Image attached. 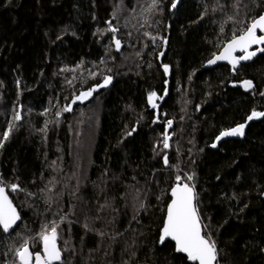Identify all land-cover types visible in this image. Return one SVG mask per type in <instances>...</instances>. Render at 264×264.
<instances>
[{
	"label": "trees",
	"instance_id": "trees-1",
	"mask_svg": "<svg viewBox=\"0 0 264 264\" xmlns=\"http://www.w3.org/2000/svg\"><path fill=\"white\" fill-rule=\"evenodd\" d=\"M261 14L264 0H0V183L22 217L0 226V264L53 226L59 264H191L159 245L183 180L219 263L264 264V117L247 119L264 112V53L204 67Z\"/></svg>",
	"mask_w": 264,
	"mask_h": 264
},
{
	"label": "snow or ice",
	"instance_id": "snow-or-ice-1",
	"mask_svg": "<svg viewBox=\"0 0 264 264\" xmlns=\"http://www.w3.org/2000/svg\"><path fill=\"white\" fill-rule=\"evenodd\" d=\"M158 2L159 0H153V6ZM175 6V3L172 4L173 8H175ZM257 29L264 31V14L253 19L249 26L243 30L241 35H233L231 41L224 48V51L216 56L215 59L209 60L208 63L214 64L217 60H231L233 66H235L240 61L252 59L257 52L264 53V47L257 48L255 51L251 52L247 51L251 45H264V35H257ZM111 31L115 32L116 29L112 28ZM115 45L119 48L120 40H115ZM238 48L244 51L245 54L235 57L233 56V52ZM164 69L167 72L168 66L164 65ZM110 80L111 78L108 77L105 79L104 83L107 84ZM243 86L245 88H251L253 86L252 81H243ZM92 91H95V89L82 93V95L77 96L76 99L87 98L91 95ZM155 96L156 93L153 92L150 94L149 99L151 100L152 97ZM153 107H155V104ZM65 110L70 111L71 108L66 107ZM258 117H264V112L253 110L247 119L252 120ZM14 119L19 120L20 115L17 114ZM167 123L171 126L172 121H168ZM244 128L245 124H239L234 128L225 130L220 133L217 140H220L225 136H242L244 134ZM11 130L12 125H9L8 132L3 134L4 140L8 139ZM2 146L3 144L0 143V147ZM164 147H169L168 138H165L164 140ZM213 147H215V144ZM164 162L167 164V157H164ZM177 179L179 180L180 178L177 177ZM187 179L192 180V177L189 176ZM17 187V185H12L13 190H16ZM172 195L175 198L168 206L167 220L162 229L160 242L163 243L165 238L171 237V239L176 242V250L178 252L187 253L188 259L198 261L199 264H216L218 254L215 242L201 234V222L197 215V210L193 205V200L195 199L193 188L189 187L188 184H178L177 187L172 190ZM19 219V214L16 212L15 208H13L11 201L8 200V197L5 194V189L0 187V225H2L3 230L7 232ZM40 238L43 241V255H41L40 252L33 253L27 242H25L24 246L17 251L21 264H52L53 261L61 260V250L56 244L57 228L53 226L50 232L41 233Z\"/></svg>",
	"mask_w": 264,
	"mask_h": 264
},
{
	"label": "water",
	"instance_id": "water-1",
	"mask_svg": "<svg viewBox=\"0 0 264 264\" xmlns=\"http://www.w3.org/2000/svg\"><path fill=\"white\" fill-rule=\"evenodd\" d=\"M257 18H258V17H257ZM259 32L261 33L260 35H264V31H261L260 29H257V35H259ZM240 35H241V34H240ZM238 36H239V35H238ZM230 41H231V40H229L228 42H226L225 45H224V46L222 47V49L220 50V52L217 53V54H215V55H214L212 58H210L209 60L215 59L216 56L220 55V54L224 51V48L226 47V45H227ZM262 47H264V45H251V46L248 48L247 51H249V52H251V51H255L257 48H262ZM244 54H245V52L242 51V50L239 49V48L236 49V51L233 52V56H235V57H239V56H242V55H244ZM260 54H261L260 52H257V54H256L254 57H252V59H250V60L240 61V62H239L238 64H236L235 66H233V63H232L231 60H217L216 63H214V64H209V63H208L209 60H208V61H206L204 67H205L206 69H213V68L217 67V66L220 65V64H227V65H230L231 67H233V68H235V69H238V68H240V65H241L242 63L252 62V61H254V60H255ZM107 78H108V77H107ZM110 78H111V80H110L109 83H107V84L104 83V82H105V79H106V78H105L104 80H102V81L99 82L98 84L94 85L92 88L95 89L96 92H99V91H101V90H104V89L108 88V87L111 85L112 81H113V78H112V77H110ZM101 85H103V86H101ZM167 133H169V130H167ZM235 136L240 137L241 135H235ZM225 137H226V136H225ZM222 138H224V137H222ZM219 141H220V140H217V141H216V144H217ZM178 184H179V185L188 184L189 187H192V188H193V193H194V196H195V199L193 200V205L195 206V208H196V210H197V215L199 216V219H200V222H201V226H202V233H201V234H202V235H205L206 238H209V237L205 234V226H204L203 220H202V218H201V216H200V214H199V210H198V206H197V194H196V189H195V187H194L193 184H191L190 182H188V181H186V180H183V181H181V182H176V183L171 187V189H170V191H169L170 201L168 202V205H167V208H166V215H165V218H164L163 226H162V228H161V230H160V237H161V235H162V229H163V227H164V224L166 223V220H167V209H168V206L172 203V200L175 198V197H173V195H172V190H173L174 188H176ZM0 187H3V188L5 189V194L7 195L8 200L11 201V204H12L13 208H15L16 212L19 214V217H20V219L16 221V224L13 225V227H12L11 229H9L7 232H5V231L3 230L4 233L9 234V233H11L12 231H14V230L17 228V226H18V225L20 224V222H21L22 217H21V213H20L18 207L16 206V204H15V202H14V200H13L11 194L9 193L8 188H7L6 186L1 185V184H0ZM0 226H1V228L3 229L2 225H0ZM160 237H159V245H160V246L164 245L166 242L171 241V242L174 243V245H175V251H176L177 253H180V254L184 255V256L187 258V260H188L189 263H191V264H199L198 261H192V260L188 259L187 253L178 252V251L176 250V247H177V246H176V242H175L174 240H172L171 237H167V238H165V240H164L163 243L160 242ZM209 239H210V238H209ZM210 240H211V239H210ZM211 241H212V240H211ZM56 244H57L58 248L60 249V247H59V245H58L57 242H56ZM28 245H29V244H28ZM29 247H30V245H29ZM216 249H217V248H216ZM30 250H31L33 253H35V252L31 249V247H30ZM60 250H61V249H60ZM37 252H40L41 255H43V244H42V251H37ZM217 254H218V252H217ZM62 258H63V255H62V251H61V260H59V261H53L52 264H59V263L62 261ZM19 261H20V259H19ZM20 262H21V261H20ZM216 264H220V263H219V255H217V262H216Z\"/></svg>",
	"mask_w": 264,
	"mask_h": 264
},
{
	"label": "bare ground",
	"instance_id": "bare-ground-1",
	"mask_svg": "<svg viewBox=\"0 0 264 264\" xmlns=\"http://www.w3.org/2000/svg\"><path fill=\"white\" fill-rule=\"evenodd\" d=\"M259 17V16H258ZM261 33L259 32V35H260ZM240 35V34H239ZM238 36V35H237ZM231 40V39H230ZM228 42V41H227ZM220 52V51H219ZM218 52V53H219ZM212 58V57H211ZM241 66V65H240ZM227 137V136H226ZM234 137H237V136H234ZM240 137H242V136H240ZM240 137H237V138H240ZM225 138V137H224ZM221 139H223V138H221ZM220 139V140H221ZM1 184V183H0ZM1 185H3V184H1ZM3 186H5V185H3ZM7 187V186H6ZM8 188V187H7ZM9 190V189H8ZM10 193V192H9ZM16 204V203H15ZM17 206V205H16ZM19 209V208H18ZM20 211V210H19ZM31 247V246H30ZM32 249V248H31Z\"/></svg>",
	"mask_w": 264,
	"mask_h": 264
},
{
	"label": "rangeland",
	"instance_id": "rangeland-1",
	"mask_svg": "<svg viewBox=\"0 0 264 264\" xmlns=\"http://www.w3.org/2000/svg\"><path fill=\"white\" fill-rule=\"evenodd\" d=\"M87 92H89V91H87ZM91 93H92V92H91ZM89 96H90V95H89ZM89 96H88V97H89ZM88 97H87V98H88ZM82 99L84 100L85 98H82Z\"/></svg>",
	"mask_w": 264,
	"mask_h": 264
}]
</instances>
